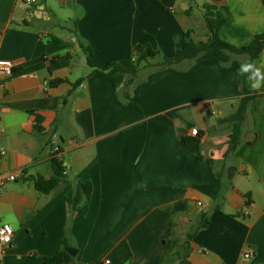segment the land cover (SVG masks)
I'll use <instances>...</instances> for the list:
<instances>
[{"label": "crops", "instance_id": "0c3cea01", "mask_svg": "<svg viewBox=\"0 0 264 264\" xmlns=\"http://www.w3.org/2000/svg\"><path fill=\"white\" fill-rule=\"evenodd\" d=\"M58 3L71 12L68 27L53 15L56 0H0V63L17 62L0 74V171L18 176L0 190V220L13 229L0 264H45L64 243L68 264H181L184 255L187 264H264V48L255 61L218 50L156 66L175 40L206 41L204 17L218 12L219 38L248 45L264 32L261 0ZM137 44L159 56L136 76L91 74ZM65 55L69 65L49 73ZM53 145L65 176L41 193L32 179L53 175ZM78 182L92 186L84 216L71 209Z\"/></svg>", "mask_w": 264, "mask_h": 264}, {"label": "trees", "instance_id": "16d2710c", "mask_svg": "<svg viewBox=\"0 0 264 264\" xmlns=\"http://www.w3.org/2000/svg\"><path fill=\"white\" fill-rule=\"evenodd\" d=\"M221 1V0H216ZM264 6V0H261ZM205 24L209 32V36L206 41H191L190 44L184 48H180L177 40H175V51L171 58L160 57V62L156 65L161 68L163 66H172L184 60H193L199 55L210 51H225L235 55H247L250 61H255L260 56L264 48V32L257 34L253 37L252 41L242 47L232 46L225 41L221 40L218 36V28L225 21V15L220 12L214 15L211 19L208 15H205ZM188 35V33H185ZM81 51L86 53L88 50L79 43ZM159 56V51L156 48H152L149 44H137L133 47L129 57L126 60L111 62L103 67H97L94 69L92 75H104L115 74L117 72L126 74L128 76H136L141 64H144L150 60H153ZM70 56L65 55L61 57H54L49 64L48 72H52L58 68L67 67L69 65ZM88 65L91 64L89 58H87ZM61 81L56 80L50 83L51 86L58 85ZM240 92L247 94V91L243 87L242 79H239ZM37 122H40V117H36ZM229 144H237L240 142V123H233L230 128ZM37 130L40 128L37 127ZM53 175L45 180L42 176L33 178L34 188L41 193H48L63 180L65 176V166L60 157V153H52L50 159ZM219 186V179L216 178L214 192L217 191ZM92 194V186L89 182H78L74 188L72 197V211L78 216H84L87 210V204ZM206 222L202 223L201 228L206 227ZM71 256L66 252V243L64 246L53 256L45 257V264H68L70 263ZM181 264H187L185 255L181 260Z\"/></svg>", "mask_w": 264, "mask_h": 264}, {"label": "built area", "instance_id": "2783aa9c", "mask_svg": "<svg viewBox=\"0 0 264 264\" xmlns=\"http://www.w3.org/2000/svg\"><path fill=\"white\" fill-rule=\"evenodd\" d=\"M24 2L28 5L30 4H34L37 2V0H24ZM17 62L15 61H4L0 63V74L2 75H10L14 69V67L16 66ZM197 129H191L190 131V135L192 136H196L197 135ZM52 153H60L59 151V147L57 145H53L52 148ZM5 155L4 149L2 147V143H1V128H0V161L3 158V156ZM17 175L15 173H2L0 171V190L2 189V187L9 182H14L17 179ZM12 238H13V229L12 227L7 224L4 223L0 220V250L3 249V247L8 246L11 244L12 242ZM252 256V251L251 250H247L244 254L243 257L245 259L249 258ZM104 264H110L109 260H104L103 261Z\"/></svg>", "mask_w": 264, "mask_h": 264}, {"label": "rangeland", "instance_id": "374dc122", "mask_svg": "<svg viewBox=\"0 0 264 264\" xmlns=\"http://www.w3.org/2000/svg\"><path fill=\"white\" fill-rule=\"evenodd\" d=\"M54 5V10L52 9L53 15L56 16V18L58 20H60L62 23L63 21L66 22V27H68L70 25V23L72 24V20H68L67 16H71L69 14H71V12L68 11V7L65 4H60L58 3ZM72 27V26H71ZM84 59V58H83ZM86 69V68H85Z\"/></svg>", "mask_w": 264, "mask_h": 264}, {"label": "water", "instance_id": "95a60500", "mask_svg": "<svg viewBox=\"0 0 264 264\" xmlns=\"http://www.w3.org/2000/svg\"><path fill=\"white\" fill-rule=\"evenodd\" d=\"M225 171H224V175L229 177L231 176V173L233 172L234 168H235V161L233 157H228L226 159V163H225ZM67 251L72 255L75 253V251L73 249H67Z\"/></svg>", "mask_w": 264, "mask_h": 264}, {"label": "clouds", "instance_id": "9594fccd", "mask_svg": "<svg viewBox=\"0 0 264 264\" xmlns=\"http://www.w3.org/2000/svg\"><path fill=\"white\" fill-rule=\"evenodd\" d=\"M254 66L252 64H246L243 66V70L244 71H248L249 69L253 68ZM256 75L259 76V70H256ZM261 86L260 80L256 79L253 83H252V88L253 90H257L259 89Z\"/></svg>", "mask_w": 264, "mask_h": 264}]
</instances>
